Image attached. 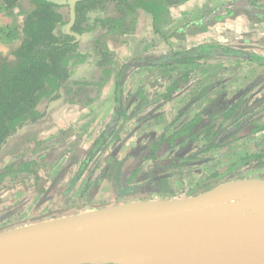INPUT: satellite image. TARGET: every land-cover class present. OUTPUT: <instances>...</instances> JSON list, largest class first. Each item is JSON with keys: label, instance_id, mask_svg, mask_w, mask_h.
Wrapping results in <instances>:
<instances>
[{"label": "rangeland", "instance_id": "rangeland-1", "mask_svg": "<svg viewBox=\"0 0 264 264\" xmlns=\"http://www.w3.org/2000/svg\"><path fill=\"white\" fill-rule=\"evenodd\" d=\"M230 1L188 0L175 5L170 16L158 25L161 30L157 29L151 15L141 12L132 31L108 37L114 66L111 78L107 79L98 67H86L89 62L76 67L72 79L90 89L88 100H93L91 103L97 107H94L93 114L78 119L76 125L70 123L69 127L63 126L55 131L52 128L43 130L46 120L35 126L40 129L31 140L23 136L27 131L23 133L22 130L26 127L19 132L0 159V169L21 158L41 161L42 153L47 149H40V140L43 146L55 151L41 166H30L39 177L32 172L17 173L0 182V231L130 202L193 196L235 179L264 178L262 130L200 152L196 156L199 161L188 166L168 168L155 166L152 160L145 161L140 174H161L165 178H161L162 186L166 187L163 192L140 191L134 194L130 189L124 190L123 183L115 181L117 161L135 150L144 134H169L212 101H226L240 92L246 93L245 98L250 104L264 98V65L236 54L218 52L190 65L135 64L137 59L163 57L202 44H219L264 56V22L251 18L244 11L212 23L205 32L175 34L185 24ZM14 2L10 0V3ZM9 6L0 0V51L6 55L19 46L23 36L18 10L8 9ZM61 10L68 12V4L62 3ZM64 26L66 23L56 32H62ZM100 32L98 27L82 36L80 48L83 54L92 49L85 48L82 40L92 37L94 41ZM124 68L122 79L120 73ZM119 85H122L123 114L115 122ZM261 107L264 102L254 109L252 115H258ZM49 122L51 126L52 118ZM108 133H112L111 136ZM226 136L222 134L220 139L225 140ZM101 137V142L106 141L103 149L82 166L89 152L97 148L95 143ZM207 137L206 131L201 132L198 140H189L165 153L164 157L197 151L205 145ZM248 195L231 194L225 197L229 200L224 203H240ZM252 211L244 209V212Z\"/></svg>", "mask_w": 264, "mask_h": 264}, {"label": "trees", "instance_id": "trees-1", "mask_svg": "<svg viewBox=\"0 0 264 264\" xmlns=\"http://www.w3.org/2000/svg\"><path fill=\"white\" fill-rule=\"evenodd\" d=\"M3 1L4 4H10L8 9L18 10L17 16L21 18L23 36L19 46L9 55L0 51V159L25 127L27 131L23 134L25 138L31 140L36 137L40 128L37 129L35 126L42 125L48 119V107L53 101L61 97H65L69 102L87 100L82 104L93 101L87 97L90 89L72 78L76 67L87 62L89 63L86 67H98L106 74L107 79L111 78L114 66L112 53L108 47L110 35H123L132 31L141 12L151 15L155 26L161 30L158 25L170 16L171 8L188 0H82L75 7V19L69 31L67 25L71 19V12L68 3L66 4L69 11L64 12L61 10L62 3L54 0H37V3L34 0H15L14 3H10V0ZM240 11L246 12L259 22H264V0H232L185 24L175 34L205 32L212 23ZM65 23L64 30L57 33L56 30ZM98 27L101 28V32L93 41L91 52L83 54L80 48L81 37ZM218 52L236 54L264 65V56L252 55L219 44H202L163 57L137 59L135 64L160 67L190 65ZM125 69L120 73L122 79ZM118 89L119 105L115 122L123 114L122 85H119ZM245 95V92H240L226 101L224 99L212 101L169 134L166 132L160 135L144 134L139 146L117 161L115 181L123 183V189H130L134 194L140 191L163 192L166 187L161 184L162 179H165L161 174L155 172L140 174L141 165L145 161L152 160L155 166L168 168L188 166L199 161L196 156L200 152L264 130V107H261L258 115H252L254 109L264 102V98L250 104ZM205 131L209 137L205 145L197 151L164 157L165 153L189 140L195 142L199 139L198 135ZM111 134L108 133V136ZM222 134L227 135L225 140L220 139ZM102 138L96 141L97 148L89 152L82 166L103 149L106 141L101 142ZM119 138L120 136L117 140ZM40 141H38L40 149L42 151L47 149L46 153H42L41 161L21 158L6 165L0 169V182L17 173L32 172L39 175L30 166H41L46 162V157H51L55 151L51 147L43 146ZM14 144L17 146L16 141Z\"/></svg>", "mask_w": 264, "mask_h": 264}, {"label": "water", "instance_id": "water-1", "mask_svg": "<svg viewBox=\"0 0 264 264\" xmlns=\"http://www.w3.org/2000/svg\"><path fill=\"white\" fill-rule=\"evenodd\" d=\"M68 3L74 23L75 7ZM82 38V37H81ZM263 193L264 178L235 179L193 196L138 201L0 231V264H171L207 250L230 264H264V211L200 212L225 195Z\"/></svg>", "mask_w": 264, "mask_h": 264}, {"label": "bare ground", "instance_id": "bare-ground-1", "mask_svg": "<svg viewBox=\"0 0 264 264\" xmlns=\"http://www.w3.org/2000/svg\"><path fill=\"white\" fill-rule=\"evenodd\" d=\"M242 193V192H241ZM236 194V193H235ZM263 193H251L247 198H244L240 203L230 202L225 205V200H229L225 198V195L213 204L208 206L205 210L203 209L200 212L211 213V212H225V213H241L244 212V209L250 208L253 211H264V195ZM234 195V194H233ZM251 197V198H250ZM120 259L125 264H133L134 260L129 257L127 254L122 253L120 255ZM171 264H230L225 257L218 253L215 250H207L205 259L202 260L198 256L192 253H182L177 257V260Z\"/></svg>", "mask_w": 264, "mask_h": 264}, {"label": "crops", "instance_id": "crops-1", "mask_svg": "<svg viewBox=\"0 0 264 264\" xmlns=\"http://www.w3.org/2000/svg\"><path fill=\"white\" fill-rule=\"evenodd\" d=\"M82 42L85 43L84 44L85 48L90 47L91 49V45L93 44L92 37H90L88 40L83 39ZM83 50H86V49H83ZM95 106L97 107V105H95L94 103L93 104L92 103L82 104V103H77V102H69L65 99V97H61L53 101L49 105L48 114H47L48 119H47V122L43 123L44 125L43 130L46 131V129L50 130L52 128L55 131L63 126L69 127L68 125L70 123H74V125H76V121H78V119H84L86 118L87 115H91L90 113L93 114L95 111V108H94ZM51 118L53 120V124H51L50 126L51 122H49V120H51ZM43 130L41 131L42 133H44ZM22 131L24 133L26 129ZM65 135L69 136L68 132L67 133L65 132Z\"/></svg>", "mask_w": 264, "mask_h": 264}]
</instances>
